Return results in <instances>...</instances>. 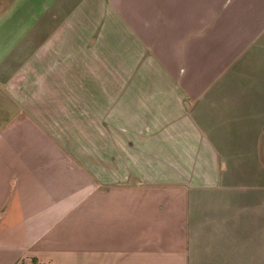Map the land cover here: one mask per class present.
Here are the masks:
<instances>
[{
	"label": "crops",
	"instance_id": "0c3cea01",
	"mask_svg": "<svg viewBox=\"0 0 264 264\" xmlns=\"http://www.w3.org/2000/svg\"><path fill=\"white\" fill-rule=\"evenodd\" d=\"M0 264H264V0H0Z\"/></svg>",
	"mask_w": 264,
	"mask_h": 264
}]
</instances>
